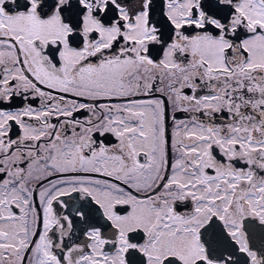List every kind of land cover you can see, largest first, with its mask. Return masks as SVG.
I'll list each match as a JSON object with an SVG mask.
<instances>
[{
	"label": "snow or ice",
	"instance_id": "1",
	"mask_svg": "<svg viewBox=\"0 0 264 264\" xmlns=\"http://www.w3.org/2000/svg\"><path fill=\"white\" fill-rule=\"evenodd\" d=\"M0 264H264V0H0Z\"/></svg>",
	"mask_w": 264,
	"mask_h": 264
}]
</instances>
